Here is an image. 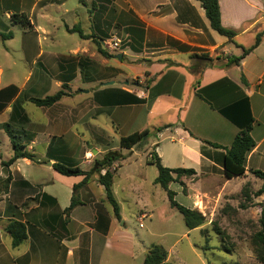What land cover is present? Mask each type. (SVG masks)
Masks as SVG:
<instances>
[{"label": "crops", "instance_id": "crops-1", "mask_svg": "<svg viewBox=\"0 0 264 264\" xmlns=\"http://www.w3.org/2000/svg\"><path fill=\"white\" fill-rule=\"evenodd\" d=\"M218 5L221 25L235 32L232 41L210 28L195 0H0V33L12 34L9 40L0 38V125L11 123L29 132L33 138L28 149L37 158L36 163L23 158L0 167V264H142L153 244L143 238L134 241L127 227L132 213L137 220L153 215L140 186L145 168L154 167L148 164L150 155L139 161L136 147L120 149L123 160L111 166L119 218L97 182L99 174L74 191L83 176H62L52 167L62 163L89 171L104 153L119 149L122 137L135 133L137 119L140 131L163 129L148 139L163 167L177 169L165 165L161 155H195L200 167L194 170L197 187L182 190L190 199L186 208L196 210L199 196L206 195L201 184L206 177L212 198L219 204L224 196L230 197L232 211L238 210L232 196L244 187L257 192L258 186H264V180L252 175V171L264 172V38L238 65H226L264 31V0H218ZM14 14L27 15L31 27L13 24ZM75 26L87 39H73L75 33L67 29ZM117 28L127 45L115 59L126 60L142 73L89 74L80 79L75 92L73 84L82 64L97 61L106 69L108 61L96 42L102 50V41ZM27 66L31 70L22 83L13 82ZM137 76L147 84L132 89L128 81ZM64 84L70 96L50 107H37L40 115L35 120L27 116L23 108L27 99L38 92L43 98L53 95ZM11 88L15 92L8 98ZM248 124L255 145L247 155L245 172L226 179L224 149ZM165 140L177 142V148L164 153L160 143ZM0 141L9 160L10 141L2 130ZM85 147L100 155L89 157ZM104 173L105 169L100 171ZM156 177L157 170L151 176L153 184ZM119 189L135 205L134 211L124 214ZM72 197L78 205L66 215ZM12 220L26 229V239L16 248L5 230Z\"/></svg>", "mask_w": 264, "mask_h": 264}, {"label": "rangeland", "instance_id": "rangeland-1", "mask_svg": "<svg viewBox=\"0 0 264 264\" xmlns=\"http://www.w3.org/2000/svg\"><path fill=\"white\" fill-rule=\"evenodd\" d=\"M72 37L76 41L80 40L77 34H74ZM219 39L224 38L219 37ZM115 40L120 43V51L127 45L126 40H124L122 33L118 28L112 31L108 36V39L102 41V43ZM101 47L103 51L110 53L105 56L108 61L106 69H101L97 61L92 63V65H89L91 68H89L86 64H82V72L77 75L78 81L73 84L75 92L79 90L78 88H80V79L85 80L89 74L99 73L101 76H105L119 72L129 74V76H135L142 73L141 69L135 68L126 62V60L121 63L117 62L115 54L120 51L117 53L110 52L102 45ZM229 47L232 50V54L235 55L236 51L234 50V47ZM43 50L50 49L43 48ZM224 58L225 56L221 58L222 63ZM35 67L36 66L34 65L33 71H35ZM14 70L15 69H13V71ZM23 70L20 71V73L17 72L18 79L13 82L21 84L23 75L30 72L31 68L27 66V68ZM11 73L12 71L5 73L2 79L3 83L8 81L7 76H11ZM117 80L122 81L120 78ZM128 82L132 84V89H134V87H141L147 84V82L139 76L130 79ZM12 89L8 91V98H12L13 93L15 92ZM27 92V94H31L29 93V88ZM32 96L34 98H43L41 92L35 93ZM19 98L21 102L24 95ZM20 102H18V105L20 104L21 106ZM67 102L72 103L71 101ZM23 108L25 109L27 116L32 120H35V118L40 115V110L31 103L24 104ZM139 123L140 120L137 119V122L133 127V130H136L135 132H140L141 130ZM13 128L16 129V132L20 131V129L15 128V126H13ZM155 135L156 133H153L152 138ZM149 143L147 139L139 146H136L135 155H138L139 161L144 158L145 154L150 155L148 158L150 159L152 153H154V147L149 145ZM28 145L30 146V143ZM28 145L26 151L33 156V160L31 162L36 163L37 158L33 151L28 149ZM177 145V142L176 145H173L170 141L165 140L160 143V150L166 153L168 149L177 148ZM39 149L41 148L37 149L38 152ZM84 149L87 151L89 157L100 155L98 153H89V149L87 147ZM10 150L12 157V148H10ZM120 151L121 150L119 148L118 150L108 151L103 155L109 152L120 153ZM7 152V147L3 145V143H0V157L3 158V160H1L2 162L0 167H7L4 166V163L8 161L6 159L8 156ZM161 158L163 163L168 167L193 169L195 171L200 169L195 155H177L175 152H172L171 155H161ZM143 167H145V165L142 162V169ZM110 169H112V167H110ZM145 169V171H147L144 176L145 180L142 177V181L140 182V186L142 187L141 193L144 197H146L148 204L145 205L153 215L152 218L146 217L144 219L142 218V220H137L135 217L136 214H131V220L128 221L127 228L134 241H137L139 238H143L145 243L161 245L169 254L167 261L170 264H259L253 253L252 236L259 230L258 220L261 214V206L264 204V196L255 197L254 194L256 192L247 188L248 194L251 198L250 202H245V204L248 205V208L245 210L237 208L239 207V204L244 203V198L240 193L231 197L233 200L237 201L235 206L238 209L237 211H232L229 208V203L227 202L230 197L224 196V199L217 204L211 196L209 185L210 181L207 177L203 178L201 184H203V189H205L206 195L199 196L200 203L196 207V210L203 215L204 223L200 227L194 229V231H189L184 224L182 216L170 207L166 193L159 186L154 185L151 181L152 173L156 170L155 167H146ZM196 180L197 178L195 177H183L180 178L177 183H171L169 185V189L176 194L174 199L178 204L184 207L190 206V199L184 193L186 192V187L191 191L197 187ZM181 185L184 187V190ZM198 186H200V184ZM260 188L261 187L258 186V189ZM118 198L121 200L124 214L135 210V205L131 203V200L126 198V194L121 192V189L118 191ZM256 201H261V203H256ZM218 230L220 231L219 234L217 232Z\"/></svg>", "mask_w": 264, "mask_h": 264}, {"label": "trees", "instance_id": "trees-1", "mask_svg": "<svg viewBox=\"0 0 264 264\" xmlns=\"http://www.w3.org/2000/svg\"><path fill=\"white\" fill-rule=\"evenodd\" d=\"M200 3L202 9L204 10L205 16L209 22L210 28L216 32L218 35L225 37L229 41L235 37V32L229 29L224 28L220 22V11L218 0H195ZM11 22L15 25H19L24 28H30V20L25 14H14L11 16ZM69 33H75L81 39H87L80 30L78 26L73 27L72 29H67ZM0 38L5 41L12 38L11 33L1 34ZM264 38V31L261 34H258L255 38L254 45L248 49H242V55L240 57H231L227 60L226 65H238L239 61L249 54ZM98 52L107 56L104 53L96 42ZM12 89V88H11ZM10 89V90H11ZM14 90V89H13ZM15 91V90H14ZM70 96L69 87L67 85H62L61 89L54 93L53 95L46 96L44 98H29L27 99L28 103L35 105L36 107H50L57 102H59L63 97ZM222 115L226 116L224 112H221ZM227 117V116H226ZM251 125L248 124L235 136L229 148H225V154L223 156V175L226 179H232L235 177H241L245 172V163L248 153L254 148V141L250 137ZM0 130H2L7 137L9 138L10 145L12 148V157L4 163V166H10L13 162L18 159H28L33 160V156L30 155L27 151V145L32 141V136H30L26 131L20 130L16 132L11 125V123H4L0 125ZM163 130L162 128L154 129L150 131L145 129L140 132H135L126 137H122L119 140V148L124 150H131L132 148L139 146L147 139L153 136V133H159ZM153 132V133H152ZM23 139V141H22ZM212 148H220L216 144L207 143ZM123 160V156L117 152H109L102 156L101 159L95 160L92 168L85 172L82 171L79 167H73L70 165L55 163L53 164V169L60 175L66 177H75L83 176L82 182L74 186L75 189L85 185L89 177L93 174H99L98 183L104 187L106 192V199L111 205L114 215L116 218H119V207L115 201L112 194V181L114 177V172L111 171L110 167L115 162H120ZM148 164L153 165L157 170V177L154 180V184L158 185L167 195L170 207L177 211L183 218L186 228L191 231L200 227L204 223V217L201 213L196 210H191L182 205L178 204L175 201V193L169 190L168 186L171 183H177L180 178L186 177L191 178L195 177L196 173L192 169H168L161 165L159 158L152 153L151 158L148 161ZM105 169L104 175H100V171ZM252 175L260 180H264V172L252 171ZM182 186V185H181ZM184 190V188H183ZM241 195L244 198V203L239 204V209L245 210L248 208V205L245 202H250L251 198L248 194L247 188L244 187L241 190ZM264 195V186L259 189L254 196L258 197ZM264 201V200H263ZM78 205V202L72 197L70 206L64 211V214L68 215L73 208ZM259 230L252 236L253 244V253L255 259L259 264H264V204L261 206V214L258 220ZM6 233L11 238L12 248L18 247L26 239V229L24 224L18 221H9L6 228ZM219 234V230L217 231ZM142 264H170L167 261V252L162 246L159 245H150L143 259Z\"/></svg>", "mask_w": 264, "mask_h": 264}, {"label": "built area", "instance_id": "built-area-1", "mask_svg": "<svg viewBox=\"0 0 264 264\" xmlns=\"http://www.w3.org/2000/svg\"><path fill=\"white\" fill-rule=\"evenodd\" d=\"M119 41L115 40V41H109V42H104L102 43V46L110 51V52H119L120 51V45H119Z\"/></svg>", "mask_w": 264, "mask_h": 264}, {"label": "water", "instance_id": "water-1", "mask_svg": "<svg viewBox=\"0 0 264 264\" xmlns=\"http://www.w3.org/2000/svg\"><path fill=\"white\" fill-rule=\"evenodd\" d=\"M118 59H120L121 58V56L119 55L118 57H117ZM109 85H112L113 83L112 82H110V83H108Z\"/></svg>", "mask_w": 264, "mask_h": 264}]
</instances>
